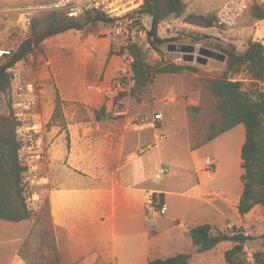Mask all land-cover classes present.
<instances>
[{
  "label": "rangeland",
  "instance_id": "obj_1",
  "mask_svg": "<svg viewBox=\"0 0 264 264\" xmlns=\"http://www.w3.org/2000/svg\"><path fill=\"white\" fill-rule=\"evenodd\" d=\"M183 1L186 4L184 17L171 18L159 27V36L167 40L160 48V52L153 48L150 36L149 43L140 47L149 63L168 61L186 64L181 62L182 53L169 50L171 44L196 45L198 49L204 47L222 54H225L223 50L230 49V46H234L238 52L246 50V45L252 39L254 32L251 30L241 32V21L234 29L226 31L216 29L214 26L202 28L188 24L184 20L189 15L215 16L225 0ZM53 3V0H0V47L12 52L16 51L29 37L32 27L26 24L22 13L31 9H39L35 14V19L53 11L61 12L51 8ZM248 15H250L248 20L253 21L252 14ZM110 29V23L104 22L88 27L85 36L94 34L100 37L96 38L99 43L105 40L104 43H100L99 56L104 54L108 46L105 34ZM81 33L83 32L73 30L60 34V43L53 41L56 37L47 39L41 46L42 50L36 48L28 62H21L13 69L14 81L11 89L6 93H0V116L10 115V102L18 84L36 82L42 85L41 82L35 80L34 70L42 65L49 55L59 56V64L68 73L79 72L78 65L82 61L77 55L89 45H94L92 42L84 45ZM192 37H200V40H194ZM120 43L117 51L110 46V51L117 56L118 62L114 84L129 79L132 62L128 53L122 54L124 40L121 39ZM190 65L197 67V72L185 71L181 74L160 75L141 96L140 101L129 96L128 84L124 85L121 91L110 92L109 111L113 114L117 113V116H132L134 124L145 127L150 124H141L137 120L139 117L147 113L161 112L163 114V121L156 126L159 129V135L151 142V146L146 148L147 154L143 159L149 184L185 193L183 196H167L168 215L175 211L185 212L186 221L190 225L209 224L213 226L214 233H227L229 236L242 234L247 237V241L244 242L245 254L242 255V259L244 264H254V253L264 250L262 237L264 235V206L255 207L242 219L239 212L237 213L233 208L232 203L240 199L243 191L241 179L243 134L240 128L227 136L220 135L196 149L194 156L191 155L193 148L199 147L206 139L209 125L216 122L219 117L217 100L205 89L202 78L222 76L226 62L209 59L205 65L197 62L190 63ZM237 78L244 80L243 88L251 94L264 90V83H260L258 87L253 86L249 80L245 79L246 73L235 76V79ZM55 93L56 87H45L46 104L49 103L50 96L55 97ZM121 93H125L123 97H120ZM116 99H118L117 102ZM66 110L70 120L78 118L83 120L84 115L91 116L92 113L91 109H87V114H84L83 108L77 105H69ZM161 136L164 138L162 139ZM160 160L168 161L163 165L168 168V173L161 180H157L155 174L161 167ZM182 201L186 202L185 206ZM31 207L35 209L36 214L25 223H9L0 220V264H8L15 256H20L26 264H46V258L53 256L51 218L46 193L43 194L41 200L32 203ZM229 225L236 228H229ZM224 242L220 248L225 245L233 247L235 244ZM182 245L177 244L179 248L177 253L170 251L168 254L173 256L191 250L193 247L189 241L184 246ZM218 264H226V262Z\"/></svg>",
  "mask_w": 264,
  "mask_h": 264
},
{
  "label": "crops",
  "instance_id": "obj_2",
  "mask_svg": "<svg viewBox=\"0 0 264 264\" xmlns=\"http://www.w3.org/2000/svg\"><path fill=\"white\" fill-rule=\"evenodd\" d=\"M249 13L252 14V9L241 20V32L251 30L252 40L264 44V20H256L252 15L253 21H249ZM59 36H54L55 43H60ZM105 36L108 46L99 56L100 43L105 40L99 43L96 38L100 37L81 33L84 45L89 42L94 45L77 55L82 61L78 73L65 71L57 55H49L34 70L35 80L41 82L44 90L46 86L56 87L55 97L50 96L47 104L44 95L38 112V119L50 126L45 134L48 157L41 164L45 179L35 189L39 200L46 193L51 218L54 254L46 258V264H148L171 257L170 251L177 253V244L184 246L188 241L192 244L188 228L197 225L186 221L185 212L160 216L148 209L149 198L155 193L164 195L167 207V196L185 193L149 184L143 159L159 129L136 125L132 122L134 117L117 116L109 111L108 96L118 62L117 56L110 54L111 29ZM57 95L63 111L53 120ZM69 105L83 108L84 114L91 109V116L70 120L66 112ZM103 106L107 107L105 115L97 119L95 110ZM238 128L243 134V145V124L223 136ZM167 162L160 160L159 165ZM239 200L232 203L237 213ZM182 204L185 206L186 202ZM222 243L204 253H196L192 244V249L186 251L193 254L190 264L226 262L225 252L232 246L220 248ZM8 264L26 262L15 256Z\"/></svg>",
  "mask_w": 264,
  "mask_h": 264
},
{
  "label": "trees",
  "instance_id": "obj_3",
  "mask_svg": "<svg viewBox=\"0 0 264 264\" xmlns=\"http://www.w3.org/2000/svg\"><path fill=\"white\" fill-rule=\"evenodd\" d=\"M186 4L183 0H144L140 12L153 16V26L149 32L153 48L160 52V48L167 42L159 36V27L167 20L184 17ZM252 15L256 20H264V11L254 6ZM185 22L202 28H211L215 23V16L189 15ZM100 22L110 23L103 14L88 11L77 19L69 18L63 12L53 11L46 16L33 20L29 37L21 43L16 51L0 62V93L8 92L14 81L13 69L21 62H28L36 48L42 50V44L48 38L68 31L76 30L86 35L88 27ZM200 40V37H192ZM133 58L131 67L135 85L129 96L141 100V96L151 87L156 79L163 74H181L185 71L197 72V67L174 62H158L151 64L139 47L129 44L123 48L125 53ZM226 68L222 76L216 78H202L206 90L217 100L219 117L209 125V133L196 150L220 135L243 124L245 127V142L241 150V167L243 174V191L237 205L239 214L245 217L256 206H264V90L253 94L244 90V80L235 76L246 73L247 80L258 87L264 83V44L250 39L244 52H238L234 46L224 49ZM110 54L114 55L113 51ZM125 93H121L123 97ZM119 99V98H118ZM116 99V102L117 100ZM12 99L10 102V108ZM107 110L103 106L95 110L96 118L100 119ZM62 101L57 95L56 110L53 120L62 114ZM16 121L12 111L9 116H0V220L9 223H20L31 220L36 211L28 203V193L24 187L23 166L19 159L20 144L16 138ZM162 198L165 200L164 195ZM236 228V227H235ZM188 235L196 253L214 250L229 235L214 233L209 224L189 226ZM264 239V235L262 236ZM244 236V242L247 241ZM245 243H235L225 252L228 264H244L242 255L245 254ZM193 254L180 253L168 258H159L148 264H190ZM255 264H264V250H258L253 255Z\"/></svg>",
  "mask_w": 264,
  "mask_h": 264
},
{
  "label": "built area",
  "instance_id": "obj_4",
  "mask_svg": "<svg viewBox=\"0 0 264 264\" xmlns=\"http://www.w3.org/2000/svg\"><path fill=\"white\" fill-rule=\"evenodd\" d=\"M51 8L65 13L71 19H77L88 11H96L110 19L111 25V47L117 51L120 47V40L125 42L124 47L134 44L142 47L149 43V32L153 26V16L140 12L144 0H53ZM254 6L260 7L264 11V0H225L215 14L214 28L221 30L234 29L242 18ZM39 9H31L22 13L26 24L31 27L35 14ZM123 47V48H124ZM125 53H128L125 50ZM12 51L0 47V62L6 56H10ZM125 53H122L123 55ZM129 54V53H128ZM130 55V54H129ZM125 57V56H124ZM131 57V55H130ZM132 58V57H131ZM133 61V58H132ZM184 62L183 55L181 62ZM132 63V62H131ZM125 80V79H123ZM128 84L130 91L135 85L133 70L130 67L129 79L127 81L116 82L111 92L123 90L124 85ZM45 95V90L38 83L18 84L12 96L11 111L16 121V138L20 144L19 159L26 167L24 172V187L28 193V203L37 202L36 187L42 185L45 176L41 170V164L48 157L49 143L45 141L47 124L38 119V112ZM117 98V97H116ZM161 112L144 114L137 120L141 124L157 126L163 121ZM163 139L164 137L161 136ZM168 173V168L161 166L155 178L161 180ZM148 209L156 215H166L167 204L162 198V194H153L148 201ZM229 228L234 229L232 225ZM255 264V262H254Z\"/></svg>",
  "mask_w": 264,
  "mask_h": 264
},
{
  "label": "water",
  "instance_id": "obj_5",
  "mask_svg": "<svg viewBox=\"0 0 264 264\" xmlns=\"http://www.w3.org/2000/svg\"><path fill=\"white\" fill-rule=\"evenodd\" d=\"M171 52H177L183 54V60L185 63L207 64L209 59H215L222 62L226 61V56L222 53L201 47L197 48L196 45H183V44H171L169 45ZM224 241L242 244L244 243V235L229 236Z\"/></svg>",
  "mask_w": 264,
  "mask_h": 264
}]
</instances>
